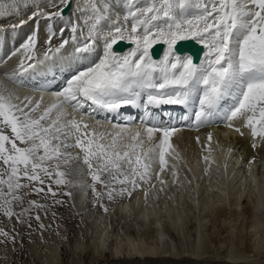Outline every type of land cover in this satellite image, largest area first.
<instances>
[{
    "label": "snow or ice",
    "instance_id": "6c2138e0",
    "mask_svg": "<svg viewBox=\"0 0 264 264\" xmlns=\"http://www.w3.org/2000/svg\"><path fill=\"white\" fill-rule=\"evenodd\" d=\"M101 2L54 0L56 11L45 12L37 5L28 20L11 26L15 31L30 20L37 21L36 29L18 48L5 53L0 64L19 54L24 57L20 69L33 68L38 44L45 47V61L54 59L55 55L48 54L57 35L51 25L54 18L67 26L60 29L55 54L72 43L76 45L74 54H93L94 58L68 79L55 93V102L39 115L35 114L40 104L14 103L18 98L4 95L7 90L0 89V209L9 219L15 216L20 223H27L23 217L32 208L45 207L30 200L27 208L15 211L26 196L44 193L46 181L47 192L57 195L52 182L58 186L68 182L66 173L59 170L60 162L80 159L68 151L72 148L83 154L98 202L102 196L109 201L130 198L151 182V153L158 157L160 172L167 167L165 156L178 129L150 123L151 109L162 105L196 108L197 127L219 116L230 128H234L233 121L243 120L253 137L264 140V0H126L122 16L113 11L114 3L103 0L101 6ZM38 18L49 21L43 43ZM65 30L70 31L69 38H63ZM122 41L134 47L123 54L115 51L114 46ZM186 41L202 45L204 58L196 62L192 54H182L178 44ZM159 44L166 49L161 59H155L153 48ZM25 60L31 63L26 65ZM21 76L8 79L25 86ZM129 106L143 108L146 115L138 122L149 124L143 134L128 126L134 122L131 118L123 124L114 123L110 132L98 130L99 120L89 122L97 110L118 114ZM75 113H80L79 118ZM234 130L244 134L240 128ZM211 138L209 134V141ZM154 140L156 143L143 151L145 142ZM155 175L159 179V173ZM96 183L105 189L103 193L96 192ZM100 206L108 211L102 203ZM0 235L15 242V237L2 229Z\"/></svg>",
    "mask_w": 264,
    "mask_h": 264
},
{
    "label": "bare ground",
    "instance_id": "6f19581e",
    "mask_svg": "<svg viewBox=\"0 0 264 264\" xmlns=\"http://www.w3.org/2000/svg\"><path fill=\"white\" fill-rule=\"evenodd\" d=\"M7 1L8 0H0V17H3V19H0V59L4 58V56H2L3 51L4 53H7L11 51L13 47H19V45L15 44V41L12 44L10 42L4 41L5 36L10 33H16V31L20 29L21 33L22 29H26L25 31L32 30L33 32V30L36 29L37 21L30 20L23 27H17L15 31L12 30L11 26L14 24H18L20 20H28V17L30 13L34 10L35 6H42L43 4L46 5L52 0H12L11 2ZM117 1H121L122 3L120 2L121 5H115L113 11L119 12L122 16L125 14V11H123L122 9L124 4L126 3V0ZM101 3H103V0ZM52 4L49 8H40L43 9L45 12H54L57 10V8L52 7ZM10 11H15L17 13L15 15H12L10 14ZM111 18L114 19V17ZM54 19L58 20V18ZM59 21L61 20L59 19ZM38 22L39 29L43 28V23L46 24L44 18H38ZM103 22L104 21L101 22L102 25ZM41 31L43 30H40L39 32ZM15 35H17V33ZM45 40L46 39H40L41 42ZM9 44H11L12 46ZM38 45L37 47H39ZM53 47L56 48V46L52 44V51L48 54L49 56L55 55V58L48 59L47 61L44 60L45 51L39 53L36 49L34 53L36 57L35 66L33 68L27 69V71H24L19 67L20 60L24 58L19 54L17 56H13L7 59L4 63L0 64V83L2 84V87L0 89L7 90L4 92L14 90L18 96V99L13 100L14 103L23 104L29 101V103L34 102L33 106L35 104H40L41 107L37 112L38 115L40 114V111L55 102V93L61 90L66 85L68 79L76 73H74V67H78V70L82 69L83 67L88 66L94 58L93 54H74L76 45H73L72 47H70L69 45L68 48L66 50H62L60 54H55V48ZM28 63H31V61H28L25 64L27 65ZM12 75L21 76L22 80L25 82V86H20L14 83L12 80L8 79V77ZM85 107L88 109V111H91V108L88 105H86ZM196 110V108H185L184 106L179 105H162L159 108L151 109V111L153 112V118L150 123L156 125L162 123L165 126L173 125L178 129V131L170 140V144L172 145V147L169 149V152L165 156V159L167 161V167L165 171L160 172L161 166L158 163V157L156 153L150 154L152 159L148 162L152 163L151 167H153V169L155 168L154 172L159 173V179H157L156 175H154L150 184L148 183L147 187H144L143 191L140 192V194L136 197V201L138 203L139 208H142L139 209V212L137 213V220L135 219L134 221H131L134 222V224L128 222L127 220L129 216L128 209L133 203L123 200L121 201V219L125 222V225L127 227H130V229H132L131 231L133 233L136 232L137 238L133 239L132 237H129L127 235L124 236L122 240L116 239L113 241L112 239V247H109V236L106 234L105 230L106 228L108 231L107 227L109 226L106 227L105 225L103 230L99 227H96V230L94 229L95 235H93L92 237V243L94 245L93 252L95 255L102 256L109 253L112 255L113 261H120V258L122 257L125 258L124 260L129 259L136 261H178L180 259H187L192 260L193 262H200L204 260V254H206L207 252L206 250L208 238L205 234L203 223H201L199 219V221L194 222V237L192 242L188 243L189 236H187V224L190 221L189 215L182 213V211L181 213L177 211V206H175L176 202L173 201L174 203H169V201L173 200V198L177 201L179 197V195H176L174 192H170V190H172L174 186L173 183L177 182V176L179 175L177 172H182L180 168V157H184L187 163L186 166H188L187 168L191 171L193 177H197L198 180L202 179V181L205 180L210 182L208 183V185L205 186L203 190L206 194V196L204 197L206 198V201H211L212 197H216L219 199L220 204L209 206H206L205 204V206L206 209L211 212V214L216 215L218 219H226L224 206L225 204H227V201L231 202L232 205L235 206V208L236 205L238 206L243 201V192H241L242 188H246L249 185L252 188L255 187L259 189V193L255 196L252 205H248L249 208L247 210L250 215L256 217L254 218V220H250V224L248 225V227H246L250 228V233H247L250 234L248 238L254 241V243L245 244L246 256L244 255L242 257L234 258L230 257V261H233V264L253 263L255 260H257L256 258L258 256H261V251L264 250V227L259 224V221L263 219V216H260V214L262 215L264 213V169L262 170L263 172L261 178L259 176L260 171L258 172V176H256L254 172L250 173L248 176H244L245 178H243V183L238 187V185L234 181L233 175L231 174L230 168H226V152L222 151L221 149H218L217 142H223V144L225 143V147H233V149L236 150L237 157L239 159H244L243 163H246V168H249V165H251L252 163L256 165L259 161H264V140H260L259 138L253 137L251 135L250 129L245 126V122L240 119L233 121V124L234 128L241 129V131L244 133L243 135L236 132L234 128L228 127L227 122L225 121L223 116L213 117V124L211 122L207 125L197 127L194 121V112ZM67 111L71 113L73 110L72 108L68 107ZM75 115L77 118H79L80 113H75ZM145 115L146 114L144 113L143 108L129 106L122 108L118 114L97 110V112L93 114L95 119L89 118V122L91 124H95V120H99L101 124L100 126H98V130L110 132L113 130L114 123L123 124L125 121L131 118L134 122L130 123L128 126H130L134 131L137 129L140 130L143 134L144 129L148 127L149 124L140 123L138 121L139 118L145 117ZM185 115L189 117L188 120L182 119V117ZM191 123H193L192 127L190 126ZM209 134H211V136L214 135V140H216L215 142L211 141L209 144H203L202 142H200V139L202 141L203 138L209 136ZM254 142L258 144V147L252 146ZM154 143H156L155 140L153 142L146 141L143 145V151L146 152L148 148L153 146ZM202 151H205V154ZM206 162L210 164H215V167L212 171L208 166L205 165ZM233 169H235L234 166ZM168 171H170L169 174ZM166 172L167 174H165ZM210 177L217 178L216 182L218 183L219 188L225 191L224 193L217 192L218 190L216 189L218 187L216 188V183H213L212 180L209 179ZM161 181H163L164 183H161ZM152 185H154V187ZM172 193H174L175 195ZM165 194L169 195L166 196L168 200L166 199L163 201L162 206L165 208V211L163 210V212L160 213L162 210L158 209L157 211V207L156 209L154 207V205H156L154 204L155 201L151 200H153L157 196L164 198ZM171 194L173 195L172 197H170ZM183 194L185 196L184 199L190 202L191 209L194 208L196 205H199L198 203L195 204V202H191V200L194 199L192 196L191 199L189 198V195L186 192ZM79 204L81 205V202ZM150 207L151 210L149 209ZM151 212H153V214L151 217H149V214ZM193 214L194 213H192V215ZM235 215V217H237L238 213H235ZM259 216L261 217V219H259L258 221L257 218H259ZM192 218H194V216ZM93 224L94 223L92 222V225ZM149 224H151L152 227V234L151 230L149 231L148 229ZM171 233L174 235L176 240H178V244L170 238L169 234ZM150 234V241L145 243L142 240V236H147ZM241 238L239 237V239ZM145 239L147 238L145 237ZM81 244L80 242H77V244L75 245L76 251L84 248ZM187 244L191 246V252L187 251V253H183V255L178 253L177 246L179 245L182 248H186ZM46 248V252L40 255V261L42 262V264H56L58 259L59 247L57 245H50ZM34 251L35 254L39 253V250L37 248H35ZM233 252H231V256ZM7 255L9 257L11 255V252H7ZM242 258L244 259L242 260ZM10 262L11 260H9L7 263ZM184 264L191 263L188 262Z\"/></svg>",
    "mask_w": 264,
    "mask_h": 264
},
{
    "label": "rangeland",
    "instance_id": "374dc122",
    "mask_svg": "<svg viewBox=\"0 0 264 264\" xmlns=\"http://www.w3.org/2000/svg\"><path fill=\"white\" fill-rule=\"evenodd\" d=\"M11 1L12 0H8L7 2H11ZM108 2L114 3L115 5L118 4L121 5L122 3L121 1H117V0H108ZM16 13L17 12L15 11L13 12L10 11V14L12 15H15ZM44 21L46 24L43 23L42 24L43 28L39 29V31L43 30L39 32L41 33L39 34L40 39H47L46 33L49 30L48 28L49 21L45 19ZM58 21L59 19L58 20L53 19V21L51 22L52 30L54 31L56 30V33L58 34L52 40V44H54L56 47L59 46L60 44V39H61L60 27L63 26L67 28L64 21L61 20L59 21V23ZM23 30L24 29H22V33H21V29L17 30L19 31V32L16 31L17 35H15L16 33L7 34L5 36L4 41L10 42L11 44L15 41V44L20 46L24 42L27 35L32 33V30L31 31L30 30L25 31L26 29L24 31ZM84 34L85 35L87 34V30H85ZM69 37H70V31L65 30L63 33V38H69ZM41 43H43V41ZM69 45L70 47H72L75 44L70 43ZM38 46L39 47H37V51L39 53L45 51V47H42L41 44H39ZM27 62L28 60L25 61V63ZM1 87L2 84L0 83V88ZM10 92L11 94H13L15 98H18L17 93L14 90L4 92L5 94L4 93L3 94L8 95ZM27 103H29V101H27ZM35 115L38 114L36 113ZM213 123L214 122L212 121V124ZM192 124L193 123L190 124L191 127ZM5 131L8 132L10 131V129H7ZM211 137H212L211 141L215 142L216 140H214V135H212ZM211 141H209V136L204 137L202 141L200 139V142H202L203 144L204 143L209 144ZM217 145H218V149H221L222 151L226 152L225 155L226 168H230L231 174L233 175L234 181L238 185V187L243 183L244 180L243 178H245L244 176L246 175L248 176L250 173L254 172V174L258 176L259 175L258 172L260 171L259 176L261 178L263 172L262 170L264 169V164H263L264 161H259L256 165L252 163L251 165H249V168L248 167L246 168V163L245 164L243 163L244 159L242 158L239 159L237 157L236 150L233 149V147L230 148L227 146L225 147V143L223 144V142L221 143L217 142ZM68 151L72 153L73 157L80 154V159H70L67 164H64L62 161L60 162L59 170L64 171L66 173L65 179L68 182L62 186L56 185L54 181L52 182V189L57 192V195L53 197L50 193L47 192L48 182L46 181L45 185L42 186L45 188L44 193H41L39 195L32 194L26 196L25 203L22 206H17L15 208L16 212H20L22 208L28 207V201L30 200L45 205L44 208H32L29 211V213L23 217V219L26 220L27 223H20L15 216L9 219L4 215L3 210L0 209V229L8 232L10 234V237L11 236L15 237V242H13L11 238H5L3 235H0V264H42V262L40 261V255L44 254L47 249L46 247L50 245H55V246L57 245L59 247L58 259L56 264H113V263L114 264H184L188 262L191 264L193 263L194 264H233L232 263L233 261H230V259L232 257L234 258V257L244 256L246 254L245 244L254 243V241L248 238L250 234L247 233H250V228H246V227H248V225L250 224L251 222L250 220H254V218L256 217L250 215L247 210L249 208L248 205H252L255 196L259 193V189L255 187L252 188L249 185L246 188L245 187L242 188L241 192H243V201L239 204L240 206L236 205L235 208V206L232 205L231 202H228L226 200L227 204H225L224 206L226 219L224 218L218 219L216 215L211 214V212H209L206 209V206L220 204L219 199L216 197L215 198L212 197L211 201L210 200L206 201V198L204 197L206 196V194L203 190L205 186L208 185V183L210 182L205 180L202 181V179L198 180L197 177H193L191 171L187 168L188 166H186L187 163L184 157H180V168L182 172H177L179 174L178 175L179 177L177 176V182L173 183L174 186L172 190H170V192H174L176 195H179V197L177 201L173 198V200H170L169 203L172 204L176 202L175 206H177V211H179L180 213L182 211V213L189 215L190 221L187 224V236H189L188 243H191L194 237L193 236L194 222L200 220L201 223H203L205 234L207 235L208 238V244L206 250L207 252L206 254H204V260L200 262L197 261L193 262L192 260H187V259H180L178 261H172V260L136 261L129 259L124 260L125 258L122 257L120 258L121 259L120 262L117 260L113 261V257L109 253L102 256L95 255L93 252L94 245L92 243V237L93 235H95L96 227H99L100 229L103 230L105 225L106 227L109 226L107 227L109 232L105 228L106 234L109 236L108 238L109 247L110 246L112 247L111 245L113 243L112 239L113 241L116 239L122 240V238L127 235L129 237H132L133 239L137 238L136 232L133 233L131 231L132 229H130V227H127L125 225V222L122 221L121 219L120 216V213L122 211L121 201L123 200L133 203L128 209L129 216L127 220L128 222L134 224V222L131 221H134L135 219L137 220L136 218L137 213L139 212V209L142 208V207L139 208L138 203L136 201V197L140 194V192L143 191L144 187H147L148 183H144L141 188H138L136 191H134L130 198L122 197L116 199L115 201H109L106 196L105 197L102 196L100 197V201L98 202L95 193L93 191V188L91 187V185H93L94 182L92 181L91 175L89 174V169L87 165L83 164L82 162L81 156H83V154L80 152L78 148H72L69 149ZM205 165L208 166L211 169V171L215 167L214 163L210 164L206 162ZM233 166L235 167V169H233ZM125 170H127L126 165H125ZM154 171L155 168L153 169L152 178L155 175ZM169 172L170 171H168V174ZM165 174H167V172ZM209 179H211L213 183H216L215 186L216 188L218 187L216 189L218 190L217 192L219 193L225 192L224 190H221V188H219V185L216 182L217 179L216 177L214 178L210 177ZM95 188H96V192L103 193L105 191V189L99 183L95 184ZM185 192L189 195V198L191 199L192 197L194 198L191 200L192 203L195 202V204L198 203L199 205H196L194 208L191 209L190 202L184 199L185 196L183 193ZM172 194L170 197L173 196ZM167 195L165 194L164 198L157 196L156 198L151 200V201H155L154 204L156 205H154V207L155 209L157 207L156 209L157 211L158 209L162 210L160 213H162L163 210L165 211V208L162 206L163 205L162 203L164 200L167 199L166 198ZM56 201H61L62 203H56ZM80 202L81 205L79 204ZM101 203L108 208L107 212H105L103 208L100 206ZM237 207L239 208V210ZM149 209L151 210V207ZM192 213L194 214L192 215ZM235 213L236 214L238 213L239 216L237 215V217H235L236 216ZM37 214L40 216V220L35 219ZM152 214L153 212L149 214L150 215L149 217H151ZM193 216L195 219L192 218ZM251 216L253 219L251 218ZM260 216H263L262 217L263 219L259 221V219H261ZM260 216L257 219L259 221V224L264 227V213L262 215L260 214ZM91 221L94 223L93 225ZM41 224L43 225V227H41ZM148 229L149 231L151 230V234H152L151 224H149ZM151 234L147 236L143 235L142 240L145 243H147L148 241H150L149 236H151ZM169 235L170 238L173 241L177 242L178 244V240H176L174 235L172 233ZM145 237L147 239H145ZM239 237L240 238L243 237L241 238L242 240L239 239ZM77 242L78 243L80 242V244L82 243L81 245L84 248L76 251L75 245L77 244ZM35 248L39 250V253L35 254L34 251ZM191 250L192 248L188 244L186 248H182L179 245L177 246V251L181 255H183V253H187V251L191 252ZM7 252L8 253L11 252V255L9 257L7 255ZM231 252H233L234 255L232 254L231 256ZM243 259L244 258H242V260ZM256 259L257 260H255L253 263H243V264H256V263L264 264V250L261 251V256H258ZM7 260L8 261L11 260V262L7 263L8 262Z\"/></svg>",
    "mask_w": 264,
    "mask_h": 264
},
{
    "label": "water",
    "instance_id": "95a60500",
    "mask_svg": "<svg viewBox=\"0 0 264 264\" xmlns=\"http://www.w3.org/2000/svg\"><path fill=\"white\" fill-rule=\"evenodd\" d=\"M133 46L134 45L122 41L116 46H114V50L123 54L126 51L130 50ZM165 49H166V45L163 44L155 45L153 48L154 58L161 59ZM178 49L182 54H192L196 62H198L203 58L204 52L206 50L202 45H199L194 41L181 42L178 44Z\"/></svg>",
    "mask_w": 264,
    "mask_h": 264
}]
</instances>
